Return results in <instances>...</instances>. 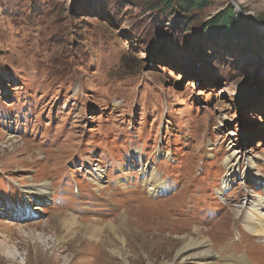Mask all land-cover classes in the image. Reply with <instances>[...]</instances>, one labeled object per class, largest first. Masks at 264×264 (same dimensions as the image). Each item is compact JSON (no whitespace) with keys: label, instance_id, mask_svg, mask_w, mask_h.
I'll return each mask as SVG.
<instances>
[{"label":"rangeland","instance_id":"374dc122","mask_svg":"<svg viewBox=\"0 0 264 264\" xmlns=\"http://www.w3.org/2000/svg\"><path fill=\"white\" fill-rule=\"evenodd\" d=\"M178 4L0 0V264H180L200 235L264 264V0ZM231 7L250 33H210Z\"/></svg>","mask_w":264,"mask_h":264},{"label":"bare ground","instance_id":"6f19581e","mask_svg":"<svg viewBox=\"0 0 264 264\" xmlns=\"http://www.w3.org/2000/svg\"><path fill=\"white\" fill-rule=\"evenodd\" d=\"M236 163H237V161L231 163L230 167L233 169V165H235ZM227 165H229V161H228ZM255 177H253V178H255ZM149 182H150V187H148L149 188L148 191L153 193V191H155L156 186L158 185V179L156 178L154 173H150ZM31 194H32V197H29L28 199H31L32 202L44 200V198L47 196L46 184L40 185L39 189L37 188L35 190H32ZM233 198L235 199L236 202L240 201L239 203H241V205L238 208H241L242 204H244V202L246 204L245 207L254 206L257 203V202L254 203V201L257 200V198L251 199L245 193H241V194L239 193L238 195H235ZM257 201L259 203H260V201L264 202V199H261L260 197H258ZM261 207H263V206H261ZM33 209H36V208L34 207ZM236 211L237 210H235V211L232 210V212L235 213V217L237 218ZM238 213H239V210H238ZM261 215L262 216L258 217L255 222L252 221L251 218H248L247 214L245 215L246 217L245 216L243 217L242 221L246 220L247 224L250 226V228H247L249 238H251L252 236H256V235H264V229L263 228L262 229L259 228L260 230H255L253 228L254 226H257L256 224L259 222V220H261V219L264 220V212H261ZM199 233H201V231ZM201 238H202V236L200 235V238L186 242L177 251L176 258L179 259L180 264H216V263L211 262V260L213 259V257L215 255L212 253V251H210L206 248V244H205L206 241L205 240L203 241ZM249 240H250L249 244H252L254 242V241H251V239H249ZM253 246H259V247L264 248V240L255 241V243H253ZM189 250H193V252L188 253ZM219 252H218V256L221 259H223V258L233 259L234 261H239V264H246V260L249 259V257L246 255H244V257L242 256L241 244H238V245L227 244L226 246L223 245L222 247H219ZM243 253L246 254V249L243 250ZM222 256H224V257H222ZM223 264H231V262L223 263Z\"/></svg>","mask_w":264,"mask_h":264},{"label":"trees","instance_id":"16d2710c","mask_svg":"<svg viewBox=\"0 0 264 264\" xmlns=\"http://www.w3.org/2000/svg\"><path fill=\"white\" fill-rule=\"evenodd\" d=\"M206 1L207 0H178V6H180L182 10H199L202 9ZM206 26L210 33H222L224 38L231 39V37H239L242 33L247 36V33L251 31L253 22L252 20L236 17L231 7L208 20ZM247 39L249 40V38Z\"/></svg>","mask_w":264,"mask_h":264},{"label":"water","instance_id":"95a60500","mask_svg":"<svg viewBox=\"0 0 264 264\" xmlns=\"http://www.w3.org/2000/svg\"><path fill=\"white\" fill-rule=\"evenodd\" d=\"M241 16H243V17H251L250 15L244 14V13H241Z\"/></svg>","mask_w":264,"mask_h":264}]
</instances>
